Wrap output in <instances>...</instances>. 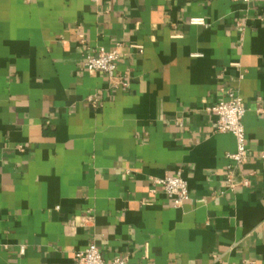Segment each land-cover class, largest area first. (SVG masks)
<instances>
[{
    "label": "crops",
    "instance_id": "0c3cea01",
    "mask_svg": "<svg viewBox=\"0 0 264 264\" xmlns=\"http://www.w3.org/2000/svg\"><path fill=\"white\" fill-rule=\"evenodd\" d=\"M115 47L126 88L82 69ZM228 91L248 149L233 193L236 142L207 111ZM179 171L174 208L151 180ZM91 244L129 264H264V0H0V264H75Z\"/></svg>",
    "mask_w": 264,
    "mask_h": 264
},
{
    "label": "built area",
    "instance_id": "2783aa9c",
    "mask_svg": "<svg viewBox=\"0 0 264 264\" xmlns=\"http://www.w3.org/2000/svg\"><path fill=\"white\" fill-rule=\"evenodd\" d=\"M243 4H249L253 0H233ZM191 26H203L202 19H191ZM119 60L118 47L110 51L100 50L98 52H87L84 55L82 69L89 72L102 73L114 86L126 88L127 84L118 78L117 61ZM89 102L93 107L97 106L95 97H89ZM208 112L216 116V132L230 134L236 142V152L228 154L226 157L232 162L227 166L226 185L230 192H235L237 187L247 188L249 179L242 177L240 181L235 180V173L243 167L248 160V149L246 146V134L243 125V119L246 113L241 97L232 91H228L223 99L217 104L209 107ZM154 187L162 190L163 194L172 202L174 208H180L184 202L189 199V189L186 181L182 178L181 171L175 176L165 177L163 179H152ZM154 191V190H152ZM88 219V218H87ZM21 253H24V247H21ZM75 264H129L125 258H114L105 261L102 253L95 244L89 245L84 251L75 253Z\"/></svg>",
    "mask_w": 264,
    "mask_h": 264
}]
</instances>
